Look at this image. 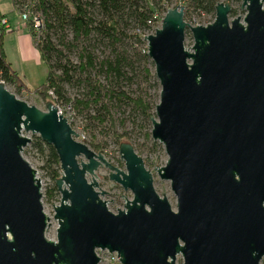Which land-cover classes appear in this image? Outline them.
<instances>
[{"label": "water", "instance_id": "water-1", "mask_svg": "<svg viewBox=\"0 0 264 264\" xmlns=\"http://www.w3.org/2000/svg\"><path fill=\"white\" fill-rule=\"evenodd\" d=\"M245 16L215 5L214 21L191 26L184 6L170 8L144 37L159 83L151 139L163 145L176 212L153 188L133 145L124 169L77 141L54 103L41 110L0 82V264H260L264 259V0H242ZM190 35L193 46L185 47ZM36 135L55 149L61 176L53 206L57 240L45 238L41 182L22 156ZM132 193L113 213L96 172ZM106 194V193H105Z\"/></svg>", "mask_w": 264, "mask_h": 264}, {"label": "trees", "instance_id": "trees-1", "mask_svg": "<svg viewBox=\"0 0 264 264\" xmlns=\"http://www.w3.org/2000/svg\"><path fill=\"white\" fill-rule=\"evenodd\" d=\"M184 19L215 15V5L230 6L242 0H180ZM170 0H11L16 12L28 11L40 20L34 38L47 75L38 92L54 103L72 121L78 120L82 143L91 150L104 153L109 143L133 145L141 155L146 145L134 143L142 133L151 139L152 117L159 102L160 87L151 59L146 55L148 36L156 24L155 16L167 12ZM235 18L236 10L230 15ZM8 18L0 11V82L19 93L25 85L6 59L2 48L6 33L1 20ZM34 28L32 23H29ZM152 23V24H151ZM156 90L152 94L151 90ZM30 149L42 163L51 185L46 201L59 200L56 179L61 176L55 149L36 135L31 136ZM118 164L122 162L118 159Z\"/></svg>", "mask_w": 264, "mask_h": 264}, {"label": "rangeland", "instance_id": "rangeland-1", "mask_svg": "<svg viewBox=\"0 0 264 264\" xmlns=\"http://www.w3.org/2000/svg\"><path fill=\"white\" fill-rule=\"evenodd\" d=\"M178 5H182L180 0H170L167 6V9L175 8ZM232 9L236 10V16L241 17L242 19L245 16V10L242 9L241 2L231 5ZM0 10L7 14L10 19V27L12 30L10 32H6L4 35V39L2 42V48L5 50V55L7 61L11 64L12 69L17 72L21 82L24 83L25 88H23L19 93H15L13 88H8V90L16 96V98L26 102L27 104L33 105L38 109L45 110L46 102L48 100L44 99L42 95L38 92V88L40 85L44 84L46 81L47 70L43 60L40 57V53L35 48L34 38L31 33L28 31L31 28L27 22L23 23L21 21V15L16 12L11 4V0H0ZM230 17V16H229ZM231 18L230 19H235ZM214 19L211 17H192V22L189 23L192 27L195 25L206 26L208 24L213 23ZM34 31H36L34 29ZM185 47L191 48L193 46V41L190 35H186L185 37ZM151 93H156V90H151ZM67 116V115H66ZM68 117V116H67ZM72 125H74V131L77 133L80 132V124L77 119L72 121ZM142 133L135 139L134 143L144 144L147 149L143 151L141 155H139L143 160L146 168L151 172L152 177L154 178L153 188L160 197H164L169 200L172 210L175 212L176 210V201L175 196L170 188L169 181L161 180L156 172L154 171L156 167H164L166 166V161L168 159L167 154H165L164 147L162 144L156 142L157 146L152 149V144L150 142H146L144 138V134ZM31 137V136H30ZM109 147L105 150L104 153H101L107 161L112 163L115 167L119 169H124L123 165L120 166L118 164V159L120 156L118 155V148L109 143ZM22 156L27 162L30 164L31 168H33L37 172V178L39 182H41V193L43 204V211L49 218V228L46 231L45 238L56 241V232H57V221L54 220V212L53 206L58 205L59 200H55L53 203H49L46 201V190L51 185L49 181L46 171L42 170V163L38 158L37 153L30 149L29 145L23 148ZM98 154V152H95ZM98 184L97 191L104 192L101 199L104 202H107V207L110 212L118 213L117 210H123L125 205V199L128 201L132 200V193L130 191L123 190L119 185L111 182L108 179V171L105 168H100L96 172V178ZM106 193V194H105ZM98 257L101 259L99 264H120L118 257L114 254H109L106 250L102 252H97ZM260 264H264V259L260 261ZM175 264H183L182 256H178Z\"/></svg>", "mask_w": 264, "mask_h": 264}, {"label": "built area", "instance_id": "built-area-1", "mask_svg": "<svg viewBox=\"0 0 264 264\" xmlns=\"http://www.w3.org/2000/svg\"><path fill=\"white\" fill-rule=\"evenodd\" d=\"M182 2V1H181ZM181 6H183V5H178L177 7H181ZM168 10V9H167ZM20 15H21V21L23 22V23H25V22H29V23H32L33 24V26H34V29L35 30H37V29H39V25H40V20H39V18H37V17H33V18H31V16L29 15V13H28V11H26L25 10V12H22V13H19ZM165 15V13L164 14H162L161 16H158V15H156L155 16V21H157L156 22V24L153 26V30L151 31V33L150 34H154L155 32V29H159L160 28V25H161V19L163 18V16ZM152 24V23H151ZM1 25L2 26H4L5 27V30H6V32H10L11 30H12V27H10V24H9V21H8V19L7 18H3V20H1ZM57 107V106H56ZM58 108V107H57ZM58 114H61V115H64L63 113H62V111L60 110V108H58ZM65 116V115H64ZM66 117V116H65ZM66 119H67V117H66ZM67 121H68V119H67ZM68 123H69V121H68ZM70 125V124H69ZM74 130V129H73ZM78 134V138L76 139L77 141H79V142H81L82 143V141L84 140V136H82V135H80L79 133H77Z\"/></svg>", "mask_w": 264, "mask_h": 264}, {"label": "crops", "instance_id": "crops-1", "mask_svg": "<svg viewBox=\"0 0 264 264\" xmlns=\"http://www.w3.org/2000/svg\"><path fill=\"white\" fill-rule=\"evenodd\" d=\"M1 11V10H0ZM2 14L4 13V12H1ZM4 14H6V13H4ZM6 16H7V14H6ZM8 17V16H7ZM8 19V21H9V24H10V19H9V17L7 18ZM11 25V24H10Z\"/></svg>", "mask_w": 264, "mask_h": 264}]
</instances>
